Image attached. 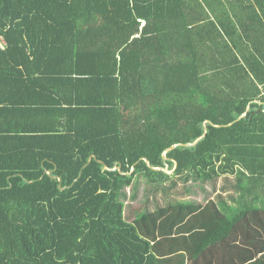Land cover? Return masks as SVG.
Masks as SVG:
<instances>
[{
    "label": "trees",
    "instance_id": "16d2710c",
    "mask_svg": "<svg viewBox=\"0 0 264 264\" xmlns=\"http://www.w3.org/2000/svg\"><path fill=\"white\" fill-rule=\"evenodd\" d=\"M0 37V264H264V0H0Z\"/></svg>",
    "mask_w": 264,
    "mask_h": 264
},
{
    "label": "rangeland",
    "instance_id": "374dc122",
    "mask_svg": "<svg viewBox=\"0 0 264 264\" xmlns=\"http://www.w3.org/2000/svg\"><path fill=\"white\" fill-rule=\"evenodd\" d=\"M169 173H173V170L169 169ZM213 184L211 182H202L197 179L192 178L189 182H180V189L185 191L184 194L178 195L180 199L199 201L201 203H206L209 198L215 196ZM148 183L145 178H137L133 186L126 189L123 199L126 201L127 212L132 211V216L134 217L138 211L137 207H141L142 204L147 203L152 209L155 208V203L153 197L150 200L147 198ZM152 195V194H151ZM176 195V194H175ZM158 198L162 204H165L167 199L163 193H158Z\"/></svg>",
    "mask_w": 264,
    "mask_h": 264
},
{
    "label": "water",
    "instance_id": "95a60500",
    "mask_svg": "<svg viewBox=\"0 0 264 264\" xmlns=\"http://www.w3.org/2000/svg\"><path fill=\"white\" fill-rule=\"evenodd\" d=\"M205 134H206V133H205ZM197 141H198V140H197ZM197 141H195V142H188V143H176V144H173L171 147H169L167 150L174 149V148H176L177 146H180V145L191 146V145L196 144ZM164 156L167 157L166 154H164ZM93 157H94V156H91L90 160H92ZM145 160L149 163L150 166H152L151 163H150V161H149V159L146 158ZM154 168L157 169V170L163 168L164 170L169 171L168 165H167L166 167H154Z\"/></svg>",
    "mask_w": 264,
    "mask_h": 264
},
{
    "label": "built area",
    "instance_id": "2783aa9c",
    "mask_svg": "<svg viewBox=\"0 0 264 264\" xmlns=\"http://www.w3.org/2000/svg\"><path fill=\"white\" fill-rule=\"evenodd\" d=\"M5 45H6L5 40L2 37H0V46L4 48Z\"/></svg>",
    "mask_w": 264,
    "mask_h": 264
}]
</instances>
